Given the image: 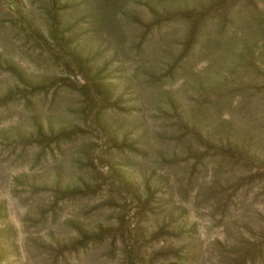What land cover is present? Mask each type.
<instances>
[{
    "label": "rangeland",
    "instance_id": "374dc122",
    "mask_svg": "<svg viewBox=\"0 0 264 264\" xmlns=\"http://www.w3.org/2000/svg\"><path fill=\"white\" fill-rule=\"evenodd\" d=\"M117 3L124 19L146 1ZM49 4L0 0V58L21 69L12 98L36 85L70 94L40 125L17 113L0 121V264H264V72L237 81L229 61L209 66L213 89L187 80L178 93L182 106L201 100L208 113L179 122L157 97L134 100L128 79L143 75L112 49L81 73L62 38L72 18H53ZM69 132L74 144L35 163Z\"/></svg>",
    "mask_w": 264,
    "mask_h": 264
},
{
    "label": "trees",
    "instance_id": "16d2710c",
    "mask_svg": "<svg viewBox=\"0 0 264 264\" xmlns=\"http://www.w3.org/2000/svg\"><path fill=\"white\" fill-rule=\"evenodd\" d=\"M57 1L50 0L48 7L53 9V18H72L69 23L64 19L68 25L62 38L67 48L72 44L69 52L81 73L90 72L98 55L112 49L114 61L129 60L133 64V74L139 71L143 75V81L128 79L134 100L147 101L157 97L169 106L179 122L199 123L198 115L208 113L201 100L198 104L182 106L178 93L190 86L187 80L195 84L197 92L211 88L207 77L212 75L209 66L220 67L223 61H229L236 67V76L232 80L237 81L247 77L255 80L264 72L262 61L255 58L264 57V6L259 5V0H145L144 8L132 3L134 6L124 19L112 12L121 0H62L55 9L53 5ZM95 40L105 42L102 50L92 45ZM202 58L207 64L199 72H192V64ZM0 59V75L22 81L21 69L10 59ZM2 66L4 70H1ZM161 71L164 73L158 74ZM176 82L173 92L163 88L165 84L171 86ZM224 82L217 80L214 86L221 89ZM91 84L93 87V80ZM9 85L0 86V121L17 113L40 125L44 121V112L58 111L70 98L67 91L56 88L50 91L36 85L21 91V97L15 99L12 94L19 85L15 80ZM99 88L104 103L108 86L101 84ZM76 136L75 132H69L53 142L51 139L52 146L46 152L41 150L35 163H43V160L65 152L67 146L77 141ZM19 148L17 159L24 160L28 148L22 145ZM56 208L52 206L46 216L54 219L59 209Z\"/></svg>",
    "mask_w": 264,
    "mask_h": 264
}]
</instances>
